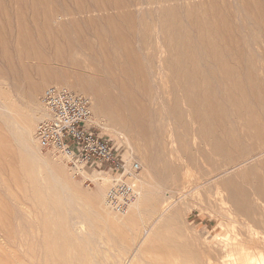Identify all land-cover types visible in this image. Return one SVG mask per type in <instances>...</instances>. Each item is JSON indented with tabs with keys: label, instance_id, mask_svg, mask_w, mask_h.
Wrapping results in <instances>:
<instances>
[{
	"label": "rangeland",
	"instance_id": "374dc122",
	"mask_svg": "<svg viewBox=\"0 0 264 264\" xmlns=\"http://www.w3.org/2000/svg\"><path fill=\"white\" fill-rule=\"evenodd\" d=\"M23 1L24 4L27 3V7L18 12L20 8H16L17 5L14 1L11 6L12 10H10L11 1L0 0V9L3 7V9L0 10V16H3L0 17V26L1 23L4 25V28L3 26L0 27V29L2 28L0 31H3L0 34L2 39H6V41H4L6 42V49L10 57L12 56L10 59L12 61L10 66H7L2 57H0V174H2L0 177L2 179L5 178L4 180L8 188L9 185H12V187L10 186L7 190H1L5 189L3 188L5 184L3 185L2 183H5V181L0 179V186L2 183L0 194L2 199L6 197L3 199L4 201L8 199L13 201L14 199V202H17L15 204L18 209L16 210V208H14L19 212L17 213L18 219L16 221L14 219L11 221L10 217L3 215L1 217L2 219L0 218L2 220L0 223L9 232H12V225L16 228L15 237L18 241L16 254H20H18L19 259L21 260L20 256L22 253L23 256L21 257L28 259L27 261L30 259L29 262L31 264H40L41 261L42 264L45 262L47 264H225V262L226 264H235L236 256L238 255L236 252H239V254L241 253L238 257L242 255V252H244L243 255L245 254L247 256L250 254V256H254L260 253L262 255H258L264 259V155L256 158V169L252 171H246L254 164L253 162H249L241 168L234 170L233 174L230 173L211 181V177L213 176V174L210 173L212 171V166L205 163L201 166L195 165L194 162L197 156L194 151L190 150L189 156L192 157L190 162L191 165L185 171H182L176 180L171 181L174 185L171 182L168 183L169 185L166 184L169 193H167V191L162 192L151 177L150 165L144 160L146 154H149V145H147L143 138L134 130L131 132L127 127L124 129L122 126H119L120 123L127 121L123 112V107L120 106L122 105L123 99L120 89L113 85L112 82H109L108 76L113 74L116 81L124 83L126 89L135 94L139 101L141 100L139 95L140 88L134 86L131 79L122 76L118 67H112L111 73H108L104 66L97 62V58L100 56L97 46L98 43L95 42L99 35L98 32L102 38L103 46L108 50L111 49L113 44L110 34H107V32H110L112 28L108 27L102 21H100V23L99 20L94 21L95 23H92L91 27V23H89V25L88 23H84L87 19L86 16H88V18H90V16L94 18V15L95 17L99 15L89 9L91 13L89 16L87 12L88 8L86 10L87 5L90 4L89 0H64V3L67 1L65 5L63 4V0H50V5L53 1L51 7L54 5L55 7L51 8L48 6L52 9L49 11L52 13L50 14L51 18H49L50 21H48L52 22L56 17H62L61 23L60 21H56L62 24V26L58 28L57 25H59V23H57V25L53 27L54 23H52V25L46 28V32L44 29L39 31L40 33L44 31L45 34L51 36L55 35V44L58 45L62 55L55 57L52 53L54 49L53 46L50 47L48 44H39V41L35 39L39 31H33V27L29 20V18L31 19V17H29L31 16L29 12L31 10L30 4L28 3L31 1ZM54 1L56 4H54ZM71 1L73 3L75 1L76 6L81 3V6L85 7L84 12H80L82 13L81 16L79 11V14H77L76 6H71V4L74 5ZM226 2L231 3L232 0H226ZM2 4H5V7L8 8L4 9V5ZM56 5H58L57 9L59 10L56 9ZM66 5H70V7L66 8ZM63 6L65 8H62ZM53 9L56 10V12ZM4 10L6 13L10 11L9 14H3ZM134 10L139 14V10ZM67 11L69 13L75 11L73 13L76 16L73 15V13H71L73 16L68 14ZM21 12H23V14ZM107 13L112 15L114 11H109ZM20 14L26 18L24 20V23H26V33L33 38L32 41L37 45V51L40 57L39 65L41 66L38 71L36 69L37 62L35 60H28L23 57L22 59L25 60L19 59L20 61H18V58L12 54V49L16 46L15 36L17 31L15 30L18 29V23H15L14 16L19 17ZM69 15L71 16L69 17ZM74 16L77 20L73 18ZM258 16L259 14L256 13V38L258 39V44L251 46L255 51L257 49L259 50L260 47L264 48L261 42V34L257 31V28H259L258 23L260 22V16ZM3 18H6L5 21L10 24L12 23L11 26H13L11 27L10 24L8 26L6 22L2 21ZM41 18L43 17L40 16V21H43ZM7 19H9V21ZM71 19L75 21V23H73L74 25L71 24ZM85 24L88 27L85 26ZM99 24L102 25V27H100ZM123 26L124 28H122ZM260 26L264 27V23ZM29 27H31L32 30H29ZM122 27L119 26L118 28L123 29V31H118L119 38L126 42V38L124 37H127V42L130 43H128L129 46H134L132 47L134 49L139 48V44L134 38V32L129 30L127 25L122 24ZM6 29L8 31H6ZM124 29H126L125 32ZM90 30L94 32L91 34ZM247 30L254 31L250 24ZM87 31L89 33H87ZM44 32L42 34H44ZM78 37L82 38L83 44L88 42L87 44H90L92 48L84 47L76 42V38ZM8 41L11 43V46ZM69 53L74 61V65L79 66L75 70H73L74 67L70 70L67 69V67L71 66L68 59H66ZM15 58H17V60ZM142 60L143 59H141V63H144ZM157 62L160 64L161 60L157 59L156 63ZM49 63L50 65L48 66ZM158 63L157 65H159ZM15 75L20 77H15ZM4 76L8 79L6 77L4 78ZM89 76H91L92 79L104 80L105 82L103 89H99V94L102 98V100H100L103 111L102 116L101 114L95 113L94 107L92 108L94 121L99 127L101 135L110 139L121 151L125 152L127 149H131L135 159L141 166L140 179L137 182L139 196L140 193L142 194L140 189V182L142 181L145 183V189L151 192L156 191L153 200L146 201L135 209H133L134 204L122 215L114 214L109 209L105 199V193L107 191L106 184L102 183V181L95 180V178L74 176L62 159L52 153L40 151L34 138L36 125L46 115L39 103L43 91L47 87L57 86L71 92L68 85H66L67 81H74L80 78L85 79ZM163 76L164 79L162 76L158 79L153 78L150 84L160 85L164 90L167 89L169 91V79L167 78L169 75L166 73ZM53 78L58 79V81ZM165 78H167V80ZM160 82L163 84L161 85ZM29 97L31 98L29 99ZM112 98H114V100ZM168 99H170V97ZM142 101L143 100H141V102ZM115 102L117 104H115ZM109 113L113 114L110 115ZM114 122L119 125H115ZM138 137L140 139H138ZM21 138H24L26 143L24 139ZM255 142L256 143H254V141H248L246 146L249 147L250 150L255 149L257 151L263 143L259 140ZM22 143L26 145L23 147ZM144 150H146V152ZM25 162L26 164H24ZM221 164L222 159L220 157L215 156L212 158V165L218 166ZM46 165L51 170L55 169L58 171L61 177H56L53 173L47 171L48 167ZM85 169L100 172L95 166ZM17 170L19 173L16 172ZM11 171H15L17 174L14 172L15 176H10V173H12ZM243 174L244 177L246 176L245 182L247 183L248 181V183L239 185L249 194L247 206L250 207V214L245 213L246 215L239 213L240 211H236V207L234 208V204L227 198L225 191H223L222 186H220L222 181L230 178L229 176H240L239 182L241 183L244 178ZM255 174L256 181L254 180ZM88 176L92 175L89 174ZM11 177H14L12 178L14 180L10 179ZM15 178H18V180H15ZM7 179L9 180L7 181ZM15 199L17 200L15 201ZM47 201L49 203H47ZM54 204H56L57 208ZM46 205L47 207L50 205V207L47 209V207L45 208ZM46 209L50 212L48 213ZM129 211H131L129 221L126 222L127 220L125 219L123 221L124 223H122L117 217H124ZM73 221L75 225H78L75 226L72 223ZM78 221L80 223H78ZM2 248H5V250L1 249V254H3L2 251H4V253H9V250H11L8 246H2ZM6 248L7 252H5ZM28 250L32 252H28ZM251 250L253 251L251 252ZM35 252H37V254H35ZM227 252H229V255H227ZM25 254H27V258ZM28 255H30V257H28ZM32 256L34 260H32ZM3 259L4 261L9 260L4 257ZM45 259H47V261ZM21 261L23 262H21V264L28 263L26 260L23 261V259Z\"/></svg>",
	"mask_w": 264,
	"mask_h": 264
},
{
	"label": "bare ground",
	"instance_id": "6f19581e",
	"mask_svg": "<svg viewBox=\"0 0 264 264\" xmlns=\"http://www.w3.org/2000/svg\"><path fill=\"white\" fill-rule=\"evenodd\" d=\"M10 1V10H12L11 6L13 1L17 5L16 8H20H18V12L27 7V3L24 4L23 0ZM29 1H31L28 3L30 4L31 11L29 12L31 13V16H28L31 17L29 20L33 27V31L38 32L39 30L44 29L46 32V28L52 25V23H54L53 27L59 23L56 21H60L61 23L62 17H56L54 21L51 19L52 22H49V18H51L50 14L52 13L49 11L51 8L55 7V5L51 7L53 1L51 5L49 2L50 0ZM65 2L67 3V1ZM89 2L90 4L86 7V10L88 8L87 12L89 13V16L91 15L89 9L99 15H96L97 17L94 15V18H91V16L88 18V16H86L87 19L84 23H88V25L91 23V27L92 23H95L94 21L99 20V22L102 21L108 27L112 28V30L109 29L110 32H107V34H110L113 44L111 49L108 50L103 46L100 33L98 32L99 35L95 33L98 37L97 41H94L98 43L97 46L100 53L97 62L103 65L108 73H111L112 67H118L122 76L128 77L132 80L134 86L140 88L139 95L141 100H143L142 102L141 100L139 101L135 94L126 89L124 83L117 82L113 77V74L108 76L110 80L108 81L112 82L113 85L120 89L123 99L121 103L122 105L120 106L123 107V112L127 120L126 122L124 121L120 123V125L118 123L116 124L120 127L122 126L124 129L127 127L131 132L134 130L139 136H141V138H143L145 143L149 145V154H146V156L144 155L146 157L144 160L150 165L152 173L151 177L156 182L157 186H159V189L162 192L167 191V193H169L166 184L176 180L181 172L185 171L191 165L190 162L192 157L189 156L190 150L194 151L197 156V159L194 162L195 165L201 166L205 163L212 166V171L210 173H212L213 176L211 177V181L230 173L233 174L234 170L241 168L249 162H253L254 164L246 171L256 169V158L264 155V48L260 47L259 50L256 48L257 50L255 51L251 46L258 44V39L256 38V13L260 16V22L258 23L259 28H257V31L261 34V42L262 45H264V27L260 26L264 23V0H232L231 3L226 2V0H89ZM66 3H64L63 0V4L65 5ZM54 4H56V2ZM73 4L74 5L71 4L72 7L76 6L75 1ZM2 5H4V9L8 8L5 7V4ZM78 5L76 6L77 11L75 10L77 14L82 11L84 12L85 7L81 6V3L79 6ZM57 7L58 5H56V9ZM65 7L69 8L70 5H66ZM65 7L63 6L62 8ZM134 9H137V11L139 10V14H137ZM54 11L56 12V10ZM109 11H114V13L110 15L107 13ZM9 12L7 11L6 13L4 10L3 14H9ZM73 12L71 11V13ZM21 13L23 14V12ZM71 13L68 12V14ZM22 14H20L19 17L14 16L15 14L13 15L15 17V23H18V29L15 30L17 31L15 36L16 46L12 49V54L18 58V61L23 57L28 60H35L37 62L36 69L38 71L41 66L39 65L40 57L37 51V45L32 41L33 38L26 33V23H24L26 18L23 17ZM81 14L82 13H80V16ZM71 15H69V17ZM73 15L75 14L73 13ZM40 16L43 17L41 18L43 21H40ZM75 16L73 18H75ZM0 17L3 16L1 15ZM5 19L3 18L2 21L6 22ZM7 20L9 21V19ZM60 23L57 25L58 28L59 26H62ZM73 23H75V21H72L71 19V24ZM7 24L9 26L10 23ZM122 24L127 25V28L134 32V38L137 40L139 48L134 49L132 48L134 46H129L130 43L127 42V37H124L126 38V42L119 38L118 31H123L122 28H124V26L122 27ZM249 24L254 31L247 30ZM2 26L4 28V25L1 23L0 27ZM68 26L71 27L70 25ZM85 26L87 25L85 24ZM119 26L122 28L118 29ZM100 27H102V25H100ZM29 30H32L31 27H29ZM125 30L126 29H124V32ZM6 31L8 30L6 29ZM88 31L87 33H89ZM94 31H91V34ZM1 32L3 31H0V33ZM45 32L42 34L39 31L35 39L39 41V44H48L50 47L53 46V55L55 57L60 56L61 53L58 45L55 44V35L51 36L45 34ZM76 39V42L80 45L92 48L90 44H87L88 42L83 44L81 40L82 38L78 37ZM4 41H6V39H2L0 34V57H2L7 66H10L12 62L10 59L12 56L10 57L5 46L6 42ZM126 43L129 44L127 45ZM9 45L11 46V43ZM17 58L15 59L17 60ZM66 59H68L71 65L70 67H67V69L70 70L74 67L73 70H75L79 67L74 65L70 53ZM141 59H143L142 61H144V63H141ZM157 59L161 60L160 64L157 62L159 65L156 63ZM49 65L50 63L48 66ZM166 73L169 75V77H167L169 79V91L167 89V91L164 90L159 84V86L156 84H150L153 78L158 79L162 76L164 79L163 75ZM5 77L6 76H4V78ZM15 77L19 78L20 76L15 75ZM87 78L67 81L66 85H68L71 91L70 93L87 97L91 101V108L94 107L96 111L95 113L101 114L102 116L103 111L100 104L102 98L99 94V89H103L105 82L104 80L92 79L91 76ZM167 78L165 79L167 80ZM54 80L58 81L56 78ZM59 88L65 89L62 87ZM168 96L170 99H168ZM30 98L31 97H29V99ZM112 99L114 100V98ZM115 104L117 103L115 102ZM45 114V117H47L46 112ZM112 114L113 113L110 115ZM138 139L140 138L138 137ZM256 140L262 142V146L257 151L255 149L250 150L249 147L246 146V143H248V141H254V143H256ZM24 141L26 143L25 139ZM251 145L253 147L252 143ZM144 151L146 152V150ZM215 156L222 159L221 165H212V158ZM24 164H26V162ZM49 169L50 168L48 167L47 171L53 173L56 177H61L58 171L55 169ZM14 172L10 173V176H15L16 172L19 173L18 170L15 173ZM81 172L83 176L91 174L92 176H90V178H95L97 181H102V183L106 185L108 184L106 178H104L98 171L83 169ZM229 177L230 178L226 180L223 179L224 181L221 182L220 186H222V190L225 191L227 198L232 201L234 208L236 207V211H240L239 213L242 214H250V207L247 206L249 194L241 185H239L248 183V181L247 183L245 182L246 176L244 177L243 174L244 178L241 183L239 182L240 176L238 177L236 175ZM12 178L14 177H11L10 179ZM0 179L3 181L5 178L2 179L0 177ZM16 179L18 180V178H15V180ZM8 180L9 179H7V181ZM254 180L256 181V174L254 175ZM10 182L14 183L13 181ZM2 183L3 185L5 184L3 187L5 189L1 190H7L10 186L12 187V185H9L8 188V186H6V181L5 183ZM171 183L173 184V182ZM144 184L143 181L140 182L142 194L140 193L139 196L138 191L139 199L137 198L134 203L135 205H132L133 209L146 201L153 200L155 197L156 191L151 192L150 190L145 189ZM3 199L0 194V218L3 215H6V217H10L11 221H13V219L16 221L18 219L17 213H19L16 211L18 208H16L15 203L17 202H14L13 198V201H11V199L4 201ZM16 200L17 199H15V201ZM47 203L49 202L47 201ZM42 204L44 206L43 202ZM54 206H56V204H54ZM46 207L47 205L45 208ZM49 207H47V209ZM130 214L131 211H129L124 217L117 218L121 220L122 223H124L123 221L125 219L127 220L126 222H128ZM1 219L0 221H2ZM79 221L78 223H80ZM72 223L74 224V221ZM11 230L12 232H9L0 223V264H21L22 259L23 261L26 260V262H28L26 264H29L30 259L27 261L28 259L21 257L23 256L21 252V260L18 256L19 253L17 252L18 254H16L18 241L15 237L16 228L14 225H12ZM2 246H8V248L11 249L9 250L11 253H8L6 248L5 252L7 253L2 251L4 255L1 254V249L5 250ZM243 250L245 251V248ZM252 251L253 250H251V252ZM28 252L32 251L28 250ZM228 253L229 252H227V255H229ZM236 253H238V255L241 254H239V252ZM243 253L244 252H242V255L239 257L238 255L236 256L235 264H264V259L258 255L260 253L257 255L255 254L256 256H250V252L249 256L245 254L243 255ZM35 254H37V252H35ZM26 256L27 254H25V257ZM3 257L9 260L4 261ZM28 257H30V255H28ZM32 260H34V257ZM45 260L47 261V259ZM40 264H42V261ZM44 264L47 263L45 262Z\"/></svg>",
	"mask_w": 264,
	"mask_h": 264
},
{
	"label": "built area",
	"instance_id": "2783aa9c",
	"mask_svg": "<svg viewBox=\"0 0 264 264\" xmlns=\"http://www.w3.org/2000/svg\"><path fill=\"white\" fill-rule=\"evenodd\" d=\"M39 103L47 113L35 127L39 149L62 159L74 176L90 177L81 171L97 167L108 181L109 209L117 215L125 214L138 198L141 172L131 149L121 151L101 135L87 97L50 86L43 91Z\"/></svg>",
	"mask_w": 264,
	"mask_h": 264
}]
</instances>
